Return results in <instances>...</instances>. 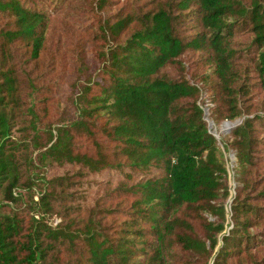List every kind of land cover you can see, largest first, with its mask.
Here are the masks:
<instances>
[{
    "label": "trees",
    "instance_id": "obj_1",
    "mask_svg": "<svg viewBox=\"0 0 264 264\" xmlns=\"http://www.w3.org/2000/svg\"><path fill=\"white\" fill-rule=\"evenodd\" d=\"M209 261L264 264V0H0V264Z\"/></svg>",
    "mask_w": 264,
    "mask_h": 264
},
{
    "label": "rangeland",
    "instance_id": "obj_2",
    "mask_svg": "<svg viewBox=\"0 0 264 264\" xmlns=\"http://www.w3.org/2000/svg\"><path fill=\"white\" fill-rule=\"evenodd\" d=\"M58 13V14H57ZM60 11L57 10V12L55 11L54 13V19L56 18V16H59ZM52 30L54 31V34L56 36V34L59 33V27L58 25H53V28ZM53 38V37H52ZM51 38V35H50V42H54L53 40L55 38L52 39ZM195 57L196 55H193L192 53L188 52L186 53L182 60L185 64L186 67H188L187 69V77L191 80V81H194V77L192 76L193 74H195V64H194V60H195ZM72 65H69L68 68H67V75H70V77L73 75L71 74L72 73V69H70ZM208 66L206 65H201L200 68H199V72H204L206 71L208 68ZM71 78H67L66 77V81L67 82H71L70 81ZM196 82V81H195ZM209 93L207 92H203L202 96L200 97V100H199V103L201 105V107L203 108V110L205 111V118H206V121H207V124H208V128L210 130V132L214 135V137L216 138L217 140V144L222 152V156H223V160L225 162V166L228 170V175H227V178H228V186H229V190L230 192L233 194L234 192V187H235V180H234V166H235V162H236V156H235V153L232 149L230 148H226V145H225V135H226V131L227 130H223L221 128L222 124L224 122H230V124L232 123H235V124H239L241 122V117H238L236 119H233V120H221L219 122H214L210 116V112H211V107H212V104L209 102ZM259 98V95L256 96V99ZM210 124V125H209ZM36 187L34 188V191L37 195V193L39 192L40 190V181H38L36 183ZM35 199H36V196H35ZM230 198H227V200H224V208H225V211L228 212L229 209H230ZM4 210H8L7 208H4ZM47 221L48 223H51V224H54L56 222L59 221L58 218H47ZM208 264H212L211 261L208 262Z\"/></svg>",
    "mask_w": 264,
    "mask_h": 264
},
{
    "label": "bare ground",
    "instance_id": "obj_3",
    "mask_svg": "<svg viewBox=\"0 0 264 264\" xmlns=\"http://www.w3.org/2000/svg\"><path fill=\"white\" fill-rule=\"evenodd\" d=\"M227 126H229V123L228 122H224L221 126L222 129H225Z\"/></svg>",
    "mask_w": 264,
    "mask_h": 264
},
{
    "label": "water",
    "instance_id": "obj_4",
    "mask_svg": "<svg viewBox=\"0 0 264 264\" xmlns=\"http://www.w3.org/2000/svg\"><path fill=\"white\" fill-rule=\"evenodd\" d=\"M228 122V121H227ZM229 123V126H227L225 129H223V130H227L228 128H230V127H232V126H234V125H236L235 123H232V124H230V122H228ZM210 125V124H209Z\"/></svg>",
    "mask_w": 264,
    "mask_h": 264
}]
</instances>
